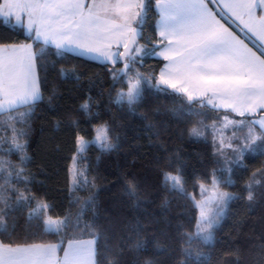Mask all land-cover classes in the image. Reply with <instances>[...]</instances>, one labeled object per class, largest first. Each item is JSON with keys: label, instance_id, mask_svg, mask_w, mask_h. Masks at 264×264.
I'll return each instance as SVG.
<instances>
[{"label": "trees", "instance_id": "16d2710c", "mask_svg": "<svg viewBox=\"0 0 264 264\" xmlns=\"http://www.w3.org/2000/svg\"><path fill=\"white\" fill-rule=\"evenodd\" d=\"M152 4L140 44L160 39L154 0ZM24 42L33 40L0 18V45ZM40 47V42L34 44L35 51ZM39 55L41 98L0 114V196L7 201L0 208L8 211L1 243H59L61 251L69 240L92 237L95 264H258L264 245V150L240 157L236 150L252 143L246 128L222 129L225 110L189 105L183 94L153 88L163 65L155 56L142 57L128 73L152 78L129 105L117 95L127 89L128 75L113 79L114 70L124 68L123 60L100 63L61 50L58 54L51 46ZM86 102L88 111L81 107ZM227 114L235 121L245 119L244 126L252 118ZM99 124L109 129L114 147L89 144L79 156L84 179L70 189L68 167L76 137L91 138ZM193 127L203 135L191 136ZM17 144L24 145L22 151ZM165 173L180 176L181 186L173 189ZM213 176L233 198L213 230L214 240L204 243L193 234L194 198L198 184ZM21 193L32 199L17 203ZM39 203L49 208L30 219ZM45 215L68 217L72 223L57 234L46 230ZM138 242L144 246L137 247Z\"/></svg>", "mask_w": 264, "mask_h": 264}, {"label": "snow or ice", "instance_id": "6c2138e0", "mask_svg": "<svg viewBox=\"0 0 264 264\" xmlns=\"http://www.w3.org/2000/svg\"><path fill=\"white\" fill-rule=\"evenodd\" d=\"M154 3L160 17L156 26L160 39L155 44L152 38L140 44L152 0H90L88 3L86 0H4L0 5V17L5 22L14 17L16 25L25 29L27 38L33 43L0 45V111L5 105L9 108L30 106L41 98L36 67L44 46L53 45L58 54L63 49L75 50L79 56L105 63L116 64L123 60L124 68L118 72L114 70V80L120 73L127 76L142 57L156 56L166 63L158 80L151 84L153 88L183 94L189 105L199 103L202 107L224 109V120L228 124L243 123L230 120L229 112L253 117L251 124H258L262 131L257 136L250 128L246 139L252 143L236 151L242 158L245 152L257 148L264 150V0H223L220 5L221 11L227 9L240 23L241 31H247L259 41L257 51L217 19L218 14L210 5L217 4L218 0H154ZM258 8L261 11L259 16ZM36 42L41 44L38 52L33 50ZM61 73L64 74L65 70L62 69ZM151 80L139 73L134 80L129 77L128 90L117 94L118 101L126 99L132 105L141 95L142 84L151 83ZM81 107L88 111L89 104L86 102ZM108 132L106 126L96 129L95 141L102 150L114 147L109 142ZM190 135L199 138L203 133L193 127ZM257 140L261 141L259 145ZM85 143L84 137H77L80 151ZM16 148L22 151L24 145L17 144ZM164 177L166 183H172L173 189L181 186L180 176L165 173ZM216 184L213 176V186ZM0 192H3L2 188ZM134 194L130 192V195ZM232 198L227 192L216 193V210L198 203L200 219L196 235L204 243L214 240L213 230ZM31 199L21 193L17 203ZM248 199H253L251 190ZM0 203L7 205L3 196H0ZM47 208L46 203H39L34 213ZM34 213L30 214V219ZM7 215L8 211L0 208V228L5 227L2 221ZM43 223L47 231L59 234L72 222L68 217H48ZM75 226L78 227V223ZM188 240L190 242L192 237L189 236ZM94 245L95 239L69 240L63 258L59 259L56 255L59 245L56 244L13 247L0 243V264H95ZM143 246V242H138L137 247ZM261 249L262 258L258 264H264V245ZM187 255L191 258L190 252ZM199 259L198 255L196 260Z\"/></svg>", "mask_w": 264, "mask_h": 264}, {"label": "rangeland", "instance_id": "374dc122", "mask_svg": "<svg viewBox=\"0 0 264 264\" xmlns=\"http://www.w3.org/2000/svg\"><path fill=\"white\" fill-rule=\"evenodd\" d=\"M135 74H130L126 77V81L128 83V80H129V77H131L133 80L135 79ZM128 90V87L127 89L124 91L125 93L127 92ZM126 101V99H125ZM230 120H233L231 118H229ZM220 127H222V129H225V128H231V127H236L237 125H239L240 127H244L246 128V131L248 132L250 128H252L250 125H242V124H239V123H235V124H228L224 118L221 119V122H220ZM246 124V123H245ZM100 126H104L102 124H99V125H96L94 127V133L92 135L91 138L87 139V138H84L85 140V145L83 146V151L85 150V148L89 145V144H95L96 146L100 147V145L95 141V136H96V129ZM223 132V131H221ZM221 136L222 133H220ZM79 136V135H78ZM77 136V137H78ZM77 137H76V148H75V152L73 153L72 157H71V161L69 163V167H68V173H69V188L72 189L74 188L76 185L79 184L80 181H82L84 179L83 177V171H82V168H81V164L79 163V156L83 153V151H80V148L77 144ZM110 142V141H109ZM111 143V142H110ZM112 144V143H111ZM101 148V147H100ZM173 174V173H172ZM173 175H176V174H173ZM171 183V182H170ZM172 184V183H171ZM197 190H198V194L199 196L197 198H194V201H195V205L198 209V214H197V221H196V224H195V229H194V235L197 236V224H198V221L200 219V208L197 206L198 203H204L207 205L208 208H211L213 210H216L217 208V204L218 202L214 200V196L216 193H219V192H227L229 194H231V196L233 197V194L230 193L229 191H226L224 189H221L217 186L214 187L213 186V179L209 182V183H199L198 184V187H197ZM230 201V200H229ZM228 201V203H229ZM228 203H227V206H228ZM221 207H223V205H220ZM37 207V205H36ZM36 207L34 208V210L36 209ZM227 207L224 208V211H223V215L222 217L224 216L225 214V211H226ZM34 213V211H33ZM42 213H46V210H43L41 212H36L35 214H38V215H42ZM49 216L48 215H45L43 217L44 220H46ZM221 217V219H222ZM53 218V217H52ZM53 219H57V218H53ZM59 219H62V218H59ZM220 219V221H221ZM46 227V226H45ZM203 235V234H201ZM200 238V236H197ZM94 238L92 237H86V238H82V239H73V240H82V241H88V240H93ZM211 243V242H210ZM56 245H59V243H55ZM68 246V241L65 243V245L63 246L62 250L60 251L59 250V247L57 249V258L59 259H62L63 258V255H64V249L67 248ZM95 247V245H94Z\"/></svg>", "mask_w": 264, "mask_h": 264}, {"label": "crops", "instance_id": "0c3cea01", "mask_svg": "<svg viewBox=\"0 0 264 264\" xmlns=\"http://www.w3.org/2000/svg\"><path fill=\"white\" fill-rule=\"evenodd\" d=\"M90 2V0H86V3ZM4 3V0L1 1L0 5H2ZM223 3V0H218V3L215 4V5H210V7L213 8V10L218 14L217 15V19H220V22L222 24H224L225 27H228L230 28L231 31H233L236 35H238L242 40H244V42L248 45V47L252 48L253 51H257V49L260 47V43L259 41H256L255 37H253L250 33H248L247 31H241V25L238 21H235L234 17L231 16V13L228 12L227 9H224V11H221V7L220 5ZM157 13H158V20H157V24L159 22V12L158 10L156 9ZM261 14V11L260 9L258 8L257 9V15L259 16ZM3 19V17H0ZM4 20V19H3ZM7 22H10L14 25H16L15 23V18L12 17L10 18ZM24 32L26 33L25 29H23ZM24 43H31V42H24ZM24 43H17V44H24ZM5 45H11V44H5ZM48 46H51L53 48H55L53 45H48ZM56 49V48H55ZM122 49V48H121ZM33 50H34V47H33ZM35 51V50H34ZM61 51H65L67 53H70V54H73V55H76V56H79L78 54H76V51L73 50V51H68L67 49H63ZM82 57V56H80ZM156 57V56H155ZM84 58H87V59H90V60H94V61H97V62H100V63H105V62H101L99 60H95V59H92L91 57H84ZM159 59H161L163 61V65L162 67L160 68L159 70V73H158V78H159V74L161 72V70L164 68V65L166 63V61L163 60V58L161 57H157ZM107 64H112L110 62H108ZM36 76H37V79H38V73H37V67H36ZM38 87H39V79H38ZM39 92H40V87H39ZM41 95V94H40ZM23 106H26V105H20V106H16V107H13V108H9L7 105L4 106V109L2 111H0V114L1 113H4V112H8L10 110H13V109H16V108H20V107H23ZM220 110H224V109H220ZM236 116H239L235 113H232ZM260 114H258L259 116ZM258 118V117H257ZM253 119V117L251 119H249L248 123H246L245 125H250L253 129H254V132H259L261 133V128L258 124L256 125H253L251 124V120ZM235 121V120H234ZM239 121H245V119H239L237 120V122ZM240 124V123H239ZM244 124V123H243ZM1 243V242H0ZM24 246V245H23ZM15 247V246H13Z\"/></svg>", "mask_w": 264, "mask_h": 264}, {"label": "water", "instance_id": "95a60500", "mask_svg": "<svg viewBox=\"0 0 264 264\" xmlns=\"http://www.w3.org/2000/svg\"><path fill=\"white\" fill-rule=\"evenodd\" d=\"M121 51H123V48H122V50Z\"/></svg>", "mask_w": 264, "mask_h": 264}]
</instances>
